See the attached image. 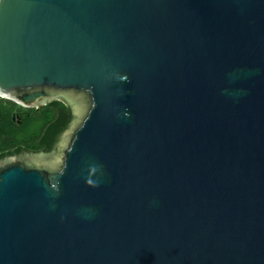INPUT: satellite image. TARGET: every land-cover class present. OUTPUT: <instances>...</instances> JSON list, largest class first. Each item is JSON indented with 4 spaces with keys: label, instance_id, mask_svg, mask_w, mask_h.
Wrapping results in <instances>:
<instances>
[{
    "label": "water",
    "instance_id": "95a60500",
    "mask_svg": "<svg viewBox=\"0 0 264 264\" xmlns=\"http://www.w3.org/2000/svg\"><path fill=\"white\" fill-rule=\"evenodd\" d=\"M0 97L73 113L0 159V264H264V0H0Z\"/></svg>",
    "mask_w": 264,
    "mask_h": 264
},
{
    "label": "trees",
    "instance_id": "16d2710c",
    "mask_svg": "<svg viewBox=\"0 0 264 264\" xmlns=\"http://www.w3.org/2000/svg\"><path fill=\"white\" fill-rule=\"evenodd\" d=\"M15 113L21 116L20 125L12 119ZM72 119V108L64 99H53L39 108H25L0 98V159L20 152H50ZM28 120L39 123L40 128L25 138L21 131Z\"/></svg>",
    "mask_w": 264,
    "mask_h": 264
},
{
    "label": "rangeland",
    "instance_id": "374dc122",
    "mask_svg": "<svg viewBox=\"0 0 264 264\" xmlns=\"http://www.w3.org/2000/svg\"><path fill=\"white\" fill-rule=\"evenodd\" d=\"M2 98V97H0ZM6 99V98H4ZM40 124L35 123L33 120H28V125L25 126V128L21 131V135H23L25 138H30L31 136L34 135V133L39 130Z\"/></svg>",
    "mask_w": 264,
    "mask_h": 264
},
{
    "label": "flooded vegetation",
    "instance_id": "af4514ba",
    "mask_svg": "<svg viewBox=\"0 0 264 264\" xmlns=\"http://www.w3.org/2000/svg\"><path fill=\"white\" fill-rule=\"evenodd\" d=\"M22 107H23V106H22ZM15 115H16V120H15V121L18 123V121L21 120V122H22L21 116H20L18 113H15ZM21 122H20V124H21ZM20 124H19V125H20ZM18 154H19V153H18ZM15 155H16V154H15ZM12 156H13V155H12ZM5 157H7V156H5ZM3 158H4V157H3ZM1 159H2V158H1Z\"/></svg>",
    "mask_w": 264,
    "mask_h": 264
}]
</instances>
